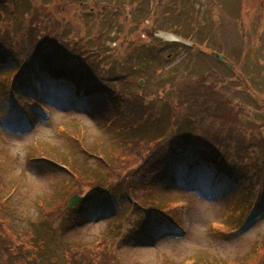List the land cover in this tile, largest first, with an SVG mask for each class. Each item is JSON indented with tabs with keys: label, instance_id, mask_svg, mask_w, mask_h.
<instances>
[{
	"label": "rangeland",
	"instance_id": "rangeland-1",
	"mask_svg": "<svg viewBox=\"0 0 264 264\" xmlns=\"http://www.w3.org/2000/svg\"><path fill=\"white\" fill-rule=\"evenodd\" d=\"M31 21L42 42L69 46L76 57L107 70L106 79L121 93H139L149 115L136 128L125 127L103 95L76 96L69 85L45 76L41 106L24 97L33 95L31 86L16 87L14 103L4 86L13 67L1 65L0 222H7L9 243L0 257L10 256L15 235L30 232L35 245L43 241L39 264H66L68 249L97 244L108 225L119 223L123 229L110 234L106 248L120 264H264V193L249 173L262 167L264 158V0H0V32L16 43ZM212 53L226 59L217 61ZM190 99L211 113L199 121L184 118L178 135L189 141L201 125L221 126V136L232 135L226 144L245 143L249 149L239 156L237 174L248 189L229 179L211 189L203 181L187 187L185 179L173 177L183 176L189 163L176 161L164 160L159 167L171 171L168 183L153 180L158 153L139 164L146 184L134 197L163 208L181 231L159 228L160 218L145 221L129 213L119 185L111 187L113 200L71 199L73 175L63 169L67 160L99 183L109 176L103 158L112 161L119 139L156 140L176 111H187L190 105L183 101ZM197 170V179L213 175L210 166L200 164ZM67 203L73 206L63 211ZM251 210L252 218L233 231ZM130 222L139 228L131 230Z\"/></svg>",
	"mask_w": 264,
	"mask_h": 264
},
{
	"label": "trees",
	"instance_id": "trees-1",
	"mask_svg": "<svg viewBox=\"0 0 264 264\" xmlns=\"http://www.w3.org/2000/svg\"><path fill=\"white\" fill-rule=\"evenodd\" d=\"M35 18L33 17L32 20ZM40 37L42 38L43 34L39 33L33 22L32 26H29L23 34V37L19 38V43H16L15 39L9 34L0 32V66L8 63L13 67V71L7 74L8 79L4 85H7L9 94L17 92L16 87L31 86L33 97L27 94H24V97L31 100L34 105H39L38 92L44 95L47 94L40 87L42 81L48 80L46 78H54L59 82L53 80L52 82L71 86L74 89V94L75 92H81L84 96L103 95L110 105L113 116L119 122L121 121L125 127L136 128L146 120L149 115V108L142 103L141 97L137 96L139 93L130 91L121 93L122 91L118 89V86L106 79L107 70L99 68L95 61H86L79 56L76 57V51L69 49V46L66 47L57 40L44 43ZM53 37L57 38V35L55 34ZM15 80L17 81L13 84ZM183 102V104L190 105V107L187 106V111L186 109L181 112L176 111L170 120V128L156 140L144 144L142 138L119 139L118 151L112 161L109 162L103 158V162L107 166L103 171L109 176H106L104 180H97L99 183L92 180L91 172L86 169L83 170L81 166L67 160L65 168L73 175V181L71 180L72 195L77 194L82 197V200L109 201L114 199L112 191H115L111 187L115 188L116 185H119L120 190L128 198L129 213L134 212V215H140L141 220L145 221L160 218L162 221L159 228L178 230L179 227L176 225L175 220L164 213L163 208L154 206L153 203L144 198L139 200L134 197V192L143 189L146 184V175L139 173V164L145 162L148 156H154L158 153H161L162 157L157 161V169L153 174V180L158 178L163 179V181L167 180L168 183L171 171L168 167L166 171H160L159 167L164 160L167 163L171 162V164L176 161L175 164L179 162L189 163V165H186L184 177H173L176 182H181V178L185 179L187 187H191V183L195 187L200 186L199 182L203 181V184H208L211 189L212 184L229 179L235 183L243 182L246 189H248L246 179L244 177L240 178L237 174V167L242 159L241 157L247 155L249 147L245 143L241 147L239 145L232 147L226 144L224 140L229 141L232 135L228 133L221 136L219 134L223 130L221 126L213 128V126L203 127L201 125L192 132L194 134H192L189 141L184 140L183 135L179 136L180 134L178 135L177 132L184 118H193L194 121L204 120L202 116H208L211 112L197 100L190 99ZM210 116L213 119V115ZM212 121L215 123L217 120L213 119ZM184 138L187 137L184 136ZM94 155L95 157L98 155L99 160L102 159L101 153H94ZM200 164L212 168L213 175L211 178L197 179V168ZM259 164H262V167L258 166L257 169L251 167L249 173L254 186L257 185L259 191L264 193V158L260 160ZM134 175H136L135 178ZM111 176L112 178H110ZM96 177L100 178L99 175ZM85 189H89L88 193H85ZM179 206V210L181 207L183 208L182 201L179 202ZM63 209L64 206H62ZM252 214V210L246 212L245 222L243 221L239 226L236 225L235 228L243 227L252 218ZM1 220L0 252H4L1 247L8 245L9 241L5 235L6 230L3 228L4 224L7 226V222L4 219ZM130 223L131 230L138 229L140 226L136 228V222ZM110 225L106 227L105 235L98 240L97 244L68 249L66 264H120L114 252L112 250L107 251L109 249L106 248V245L110 234L113 235V232L115 235L120 234L123 226L119 223L114 226ZM14 237L16 239L13 240V250L10 251V256L3 259L0 257V264H39L37 260V249L39 250V247L33 241L36 239L34 238L35 235L28 232L24 235L19 233ZM147 238H149V235H147Z\"/></svg>",
	"mask_w": 264,
	"mask_h": 264
},
{
	"label": "water",
	"instance_id": "water-1",
	"mask_svg": "<svg viewBox=\"0 0 264 264\" xmlns=\"http://www.w3.org/2000/svg\"><path fill=\"white\" fill-rule=\"evenodd\" d=\"M216 56V55H215ZM219 59L221 58L220 56H217Z\"/></svg>",
	"mask_w": 264,
	"mask_h": 264
}]
</instances>
